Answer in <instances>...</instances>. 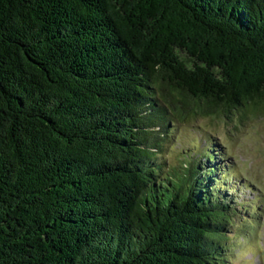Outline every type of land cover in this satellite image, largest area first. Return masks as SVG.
Masks as SVG:
<instances>
[{"label":"trees","instance_id":"1","mask_svg":"<svg viewBox=\"0 0 264 264\" xmlns=\"http://www.w3.org/2000/svg\"><path fill=\"white\" fill-rule=\"evenodd\" d=\"M232 109L264 110V0H0V264H224L226 168L158 151Z\"/></svg>","mask_w":264,"mask_h":264},{"label":"rangeland","instance_id":"2","mask_svg":"<svg viewBox=\"0 0 264 264\" xmlns=\"http://www.w3.org/2000/svg\"><path fill=\"white\" fill-rule=\"evenodd\" d=\"M159 143L165 169L180 167L187 155L195 161L201 150L215 153L216 164L226 169L213 176L221 180L225 173L233 207L227 213L231 225L226 226L225 243L230 250L224 264H264V110L171 117Z\"/></svg>","mask_w":264,"mask_h":264}]
</instances>
